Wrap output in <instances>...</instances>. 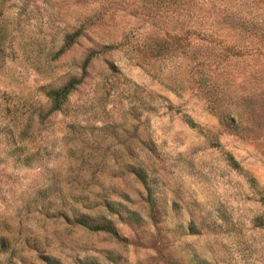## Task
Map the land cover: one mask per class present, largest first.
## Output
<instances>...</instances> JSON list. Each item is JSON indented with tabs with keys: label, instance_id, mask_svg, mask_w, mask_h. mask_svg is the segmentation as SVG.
<instances>
[{
	"label": "rangeland",
	"instance_id": "374dc122",
	"mask_svg": "<svg viewBox=\"0 0 264 264\" xmlns=\"http://www.w3.org/2000/svg\"><path fill=\"white\" fill-rule=\"evenodd\" d=\"M154 1L0 0V234L11 239L0 264L12 251L15 262L47 264L26 238L64 264H264V206L225 154L264 186V127L245 136L224 130L193 79V56L164 36L206 29L264 46V0ZM82 21L90 39L80 36L53 60L65 34ZM166 39L171 53L158 54L156 45ZM104 44L118 47L93 62V78L63 110L41 121L40 111L50 108L48 90L80 75L87 51ZM110 62L118 70L113 86L99 88ZM29 122L26 149L13 152L12 133ZM117 135L154 144L153 153H142L141 145L136 151L157 210L143 183L112 158L117 148L124 151ZM94 137L101 144L88 141ZM102 151L107 161L91 166ZM29 153H37L32 166L23 160ZM51 183L66 192L86 189L90 200L96 196L88 190L108 189L120 203L121 216L112 217L119 235L27 209L25 198Z\"/></svg>",
	"mask_w": 264,
	"mask_h": 264
},
{
	"label": "trees",
	"instance_id": "16d2710c",
	"mask_svg": "<svg viewBox=\"0 0 264 264\" xmlns=\"http://www.w3.org/2000/svg\"><path fill=\"white\" fill-rule=\"evenodd\" d=\"M154 3L158 4L153 0ZM154 17L160 16L155 15ZM157 21H160V19ZM165 31L164 36L167 39L171 38L172 44H175L177 48H181L188 55L193 56L195 60L193 79L198 84L200 90L205 93L209 108L218 115L224 130L245 136L256 132L261 126L264 127L263 45L257 46L252 43L248 45L247 42L242 41L241 36H235L233 39L227 36L222 37L214 30L187 29L185 31ZM80 36L90 39L88 32H86V24L83 21L65 34L64 45L54 51L51 58L53 60L58 59L67 48L79 40ZM167 39L164 41V45H156L158 54L171 53L170 43ZM114 47H118V45L104 44L99 49L90 48L82 63L81 74L73 76L64 84L48 90L47 95L50 97V108L46 112L40 111V120H44L50 113L63 110L69 102L72 93L79 88L80 84L93 78L91 70L94 65L93 62L101 58L107 50ZM108 64L107 68L104 67L106 71L103 74L100 73L101 80L97 81V87L102 84H105L104 87L108 84L113 86L111 76L115 75L118 70L114 63L110 62ZM99 88L101 87L99 86ZM14 119L16 120V118ZM14 119L11 121H14ZM27 119L31 121L33 120V116H28ZM186 119L192 126L196 125L190 117ZM29 125L30 122L17 135L12 133V137L8 143L15 145L13 152H23L26 149V145L22 143L31 137ZM117 137L121 145L124 143V151L121 148H117L112 158L119 165V170L124 168L126 171L133 173L143 183L147 190L146 200L150 203L153 210H157L158 202L154 197V189L149 178V173L146 170V166L142 164V159L139 156L140 153L136 151V148L141 145L144 147L142 153H153L155 150L154 144L147 139H143L140 135L128 142H123L120 135H117ZM88 141L90 143L93 141L101 144L99 142L100 139L96 137L89 138ZM102 152L100 156H97V159L99 158L100 161H97V164H91V166L94 167L101 161H107V152ZM35 154L37 153L27 154L23 159L25 163L32 166L31 161L35 158ZM225 154L229 164L246 177L258 196L259 201L264 206V186L259 183L254 175L245 170L231 152L225 151ZM87 163L90 164L91 162L86 160L82 164ZM84 190L80 191L74 188L66 192L64 188H56L51 183L46 187L40 188L33 196L25 198V207L30 211L37 208L48 217L62 216L67 219H73L75 223L90 230L109 232L118 236L119 233L112 217L116 214L121 216V211L118 208V204L120 203L110 199L109 191L106 188L98 191L88 190L96 196V199L91 198V200ZM120 196L126 197L127 195L120 193ZM72 201L79 202L82 206L76 205ZM82 208L86 210H82ZM102 208H105L107 213L101 212ZM88 209H91L92 212H87ZM140 217L134 211L130 212V218L138 221ZM190 228L192 229V226ZM10 240L8 235L0 234V254L7 255L9 253ZM24 243L36 248L39 251L40 257L47 264H64L60 258L43 251L39 243L31 242L27 238ZM10 254L12 255H9L5 259L6 264H36L33 262L28 263L27 259L22 257L20 261L15 262V258L13 257L16 255L15 252L12 251ZM1 262L2 260H0Z\"/></svg>",
	"mask_w": 264,
	"mask_h": 264
}]
</instances>
